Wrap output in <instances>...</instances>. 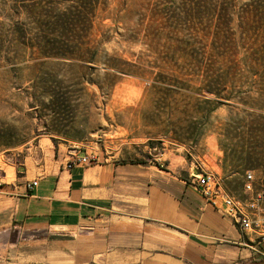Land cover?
<instances>
[{
  "label": "rangeland",
  "instance_id": "rangeland-1",
  "mask_svg": "<svg viewBox=\"0 0 264 264\" xmlns=\"http://www.w3.org/2000/svg\"><path fill=\"white\" fill-rule=\"evenodd\" d=\"M82 6L0 0V182L76 149L264 192V0Z\"/></svg>",
  "mask_w": 264,
  "mask_h": 264
},
{
  "label": "crops",
  "instance_id": "crops-1",
  "mask_svg": "<svg viewBox=\"0 0 264 264\" xmlns=\"http://www.w3.org/2000/svg\"><path fill=\"white\" fill-rule=\"evenodd\" d=\"M84 156L71 150L40 174L0 182V264H264V240L242 231L171 165L115 156L78 163ZM225 191L264 196L243 186Z\"/></svg>",
  "mask_w": 264,
  "mask_h": 264
},
{
  "label": "built area",
  "instance_id": "built-area-1",
  "mask_svg": "<svg viewBox=\"0 0 264 264\" xmlns=\"http://www.w3.org/2000/svg\"><path fill=\"white\" fill-rule=\"evenodd\" d=\"M91 158L84 156L78 159V163L88 164ZM76 160H71L67 164L70 169L76 164ZM255 177L253 172H247L244 180V191L248 194L253 193ZM38 182L33 181L28 185L30 190L37 186ZM190 185L205 199L209 200L224 216L234 219L244 232L258 234L264 240V211H259L261 201L264 196L253 200H243L228 194L223 186L221 179L205 163H198L190 174ZM222 202L223 207L219 205Z\"/></svg>",
  "mask_w": 264,
  "mask_h": 264
},
{
  "label": "trees",
  "instance_id": "trees-1",
  "mask_svg": "<svg viewBox=\"0 0 264 264\" xmlns=\"http://www.w3.org/2000/svg\"><path fill=\"white\" fill-rule=\"evenodd\" d=\"M97 3H98V0H96V1L95 0H82V4L84 5L82 7L85 8V11H89L90 9L94 8ZM197 7H198V5L196 3H193V4H191V6H189L187 11L184 9V15H185L186 20L198 19L197 17H198V14L200 13V11H198ZM221 7L219 8V11H218L217 7H214V8L210 7V8H207V10L205 12H210L213 14L214 13H220L222 11L221 9H224ZM86 13H88V12H86ZM255 17L259 18V16H255ZM220 20L224 21L223 18H220ZM222 24L223 23H220V25H222ZM53 47H54L53 44H49V43H43L42 44V48L45 51L46 50L50 51ZM0 51H1V46H0Z\"/></svg>",
  "mask_w": 264,
  "mask_h": 264
}]
</instances>
